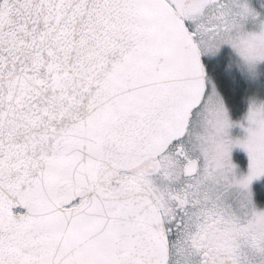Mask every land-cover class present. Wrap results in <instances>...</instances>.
<instances>
[{"label":"snow or ice","instance_id":"6c2138e0","mask_svg":"<svg viewBox=\"0 0 264 264\" xmlns=\"http://www.w3.org/2000/svg\"><path fill=\"white\" fill-rule=\"evenodd\" d=\"M0 264H264V0H0Z\"/></svg>","mask_w":264,"mask_h":264}]
</instances>
